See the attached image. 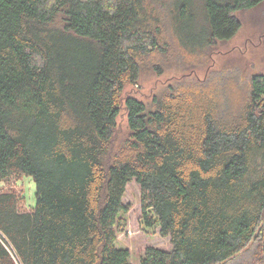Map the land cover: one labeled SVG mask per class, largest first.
<instances>
[{"label":"trees","instance_id":"obj_1","mask_svg":"<svg viewBox=\"0 0 264 264\" xmlns=\"http://www.w3.org/2000/svg\"><path fill=\"white\" fill-rule=\"evenodd\" d=\"M263 2L0 0V180L36 183L31 212L0 193V264H133L116 224L134 178L173 243L141 264H264V72L238 97L195 70Z\"/></svg>","mask_w":264,"mask_h":264},{"label":"rangeland","instance_id":"obj_2","mask_svg":"<svg viewBox=\"0 0 264 264\" xmlns=\"http://www.w3.org/2000/svg\"><path fill=\"white\" fill-rule=\"evenodd\" d=\"M195 11H202L204 0H194ZM237 15L242 20V28L231 40L220 41L215 46V51L210 60L195 68L196 75L205 78L208 73L216 78L234 79V86L227 85L224 90L238 97L249 88L252 74L264 72V2L258 6L240 10ZM193 68L185 70L184 73L192 72ZM176 76L185 75L176 72ZM166 81V76L157 80L155 77L147 79L141 84L142 90L139 95L147 97L151 94L153 87H160ZM118 142L122 141L128 134L127 115L123 112L119 118ZM0 193H15L18 210L31 212L36 205V183L32 176L21 172L13 173L0 180ZM123 201L129 206L127 212H122L116 224L118 240L116 245L120 248L130 249V261L133 264H141V258L145 255L149 246L171 250L173 243L171 236H164L158 225L148 227L145 224L142 211V191L136 178L132 179L126 188ZM0 239L5 240L1 236ZM13 263L21 264L18 255L10 249ZM238 264V259L230 262Z\"/></svg>","mask_w":264,"mask_h":264},{"label":"built area","instance_id":"obj_3","mask_svg":"<svg viewBox=\"0 0 264 264\" xmlns=\"http://www.w3.org/2000/svg\"><path fill=\"white\" fill-rule=\"evenodd\" d=\"M22 264V263H21Z\"/></svg>","mask_w":264,"mask_h":264}]
</instances>
